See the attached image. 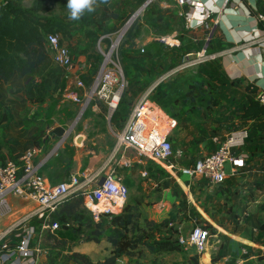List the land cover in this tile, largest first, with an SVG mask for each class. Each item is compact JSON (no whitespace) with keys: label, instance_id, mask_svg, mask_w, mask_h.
I'll use <instances>...</instances> for the list:
<instances>
[{"label":"crops","instance_id":"1","mask_svg":"<svg viewBox=\"0 0 264 264\" xmlns=\"http://www.w3.org/2000/svg\"><path fill=\"white\" fill-rule=\"evenodd\" d=\"M164 3L167 9L165 14L170 16V9L176 7L168 0ZM256 10L257 0H232L229 5L225 4V0H194L192 8L178 9L179 13L183 11L193 19V26L205 22V26L190 30L191 38L194 42H209L213 39L215 48L211 55L216 58L211 63L213 68H210L219 80L225 81L228 97L226 126L219 129L220 122L209 124L205 128L208 133L210 130H213V133L201 136L196 145L202 151L211 153L228 136L247 130L248 137L235 148V152L244 157V166L238 169L239 173H231V166H227V179L217 185H211L201 177L182 174L157 175L158 168L155 165L141 161L135 156L133 160L138 166L126 168L128 170L125 173L119 168V159L112 158L114 150L107 153L106 147H100L99 153L89 156L91 152L80 153L79 149L68 145L66 141L59 143L58 136H51V131L57 127L69 130L68 122L56 123V116L61 114L70 119L69 115L74 114L71 117L73 118L75 112L64 108L60 103L56 114L47 116L51 102L45 105L47 99L42 103L30 100L27 91L32 89L31 79L18 77L12 78L8 83L0 82V128L7 125L4 138L6 146H0V162L19 159L36 141H42V146L37 147L40 153L36 162L43 163L44 167L52 159L51 167L42 168L41 173L53 184L69 181L73 175L95 178L114 171L115 176L129 189L128 204L138 203L145 211L154 210L160 213L162 217L156 222L163 221L167 218L166 215L173 213L176 215L173 225L183 237L189 236L196 224L208 222L216 229L217 234L213 237L218 244H213L204 254L199 255V264H260L258 256L264 254V251L258 252L260 248L264 250V231L260 232V225H264V158L259 153L264 149V135L255 134L249 129L250 126L239 128V117L243 114L242 103L246 102V97L257 101L258 93L264 89V26L256 27L253 21ZM208 12L213 14L209 20H205ZM172 37L179 39L178 35ZM182 67L183 65L178 66L175 71L186 69ZM35 93L36 97L43 95L42 90H35ZM83 93L85 94V91ZM93 104L94 112L100 110V102ZM156 113L162 115L166 121V114L160 110ZM214 118L222 117L217 112ZM47 121L51 124H46ZM78 138L79 136L75 140ZM58 143V150L48 158ZM68 148L75 149L70 169L65 168L64 164L59 166L54 160L58 153H61L62 159H68ZM114 162L119 166L114 167ZM144 172L148 173L147 177H142ZM9 202L20 213L29 210L28 205L15 197H10ZM60 209H63V205ZM21 215L17 214L4 220L0 225V233ZM17 230L9 237L11 243L17 241ZM233 242L240 245L238 252ZM109 252H112V247ZM217 254L221 257L214 263L212 259Z\"/></svg>","mask_w":264,"mask_h":264},{"label":"trees","instance_id":"2","mask_svg":"<svg viewBox=\"0 0 264 264\" xmlns=\"http://www.w3.org/2000/svg\"><path fill=\"white\" fill-rule=\"evenodd\" d=\"M131 1L135 8H141L149 0ZM164 1L167 0H158L157 4L158 2ZM153 4H156V2L151 3L147 7L146 13L150 11ZM96 5H100L102 10L100 11ZM55 7L59 8V14L54 12ZM257 10L264 14V0H257ZM164 16L161 10L158 17H154L152 21L156 23L160 21L165 22V17L167 16ZM171 17L175 19L174 14H172ZM117 20H120L118 13L115 12L112 6L108 5L103 0H96V3L93 5V11L89 12L85 9L80 18L76 20L70 19V10L67 8V0H33V10L31 11L26 10L21 5V2L17 3L13 0L4 2V0H0V82L8 83L14 77L21 79L29 78L33 83L32 89L27 91L30 100L42 103L48 97H53V93L63 86L67 78V73L53 62L47 46V36L49 34L59 35L62 43L71 41L76 36H80L82 43L78 44L75 49H70L74 54L75 62L79 60L86 61L90 64L88 72L81 76L86 90H90L103 61V56L97 48V43L101 36L111 35L119 30L120 26L115 23ZM178 21L184 22L183 19H179ZM138 22L139 20L135 22L127 35L124 36L119 50L122 61L124 60V62L128 63L125 67V76L127 79L134 81L138 76L137 72L140 74L141 78H146L141 75V70L149 69L148 72L150 73L151 67L156 65L155 62H153V64H146L143 58L136 56L135 49L137 48ZM150 23L152 24V22ZM166 32L167 31L164 33ZM179 33L181 41L185 38H190V32L185 29L181 30ZM212 40H210L209 43L212 42ZM105 43L109 46L111 41L106 39ZM157 44L162 46L161 43ZM183 46L182 42V47ZM158 56L161 57V55ZM170 59L173 61L175 57H170ZM166 60L167 58L164 59V62ZM174 62V65L166 63L162 71L167 73L180 65L175 60ZM161 67V64L157 65L159 70H161ZM211 67L213 68L212 65ZM207 69L208 75H205L203 71H198L184 78L185 82H187V91L180 98H174L173 92L170 90H166L165 92L159 90L160 94L161 92L163 93L155 97L154 101L166 109L169 108V112L172 114L173 118L178 119L180 123L183 121H194L193 114L200 102L202 104H207L210 108L208 113L214 116L217 113L216 108L220 107L224 98H226V101L228 99L227 93L226 97L224 96L225 93H223V88L226 83L222 79L219 80L217 74L212 72L210 66H208ZM133 77L135 78L133 79ZM134 81L133 83H135ZM35 90H42L43 95L36 97ZM245 100L246 102L244 104L242 103L243 114L239 117V128L250 126L249 129L255 134L264 135V121H262L264 119V105H261L252 98L246 97ZM134 103V97L129 91L128 93L124 91L119 107L112 118V121L118 128H123L126 121H128ZM167 103L171 104V106L167 107L165 105ZM59 104V99H52L47 109V116L51 117L56 114ZM93 105L92 102L87 107L86 111L88 112L90 110V112H93ZM173 109L178 111V115L173 114ZM87 114L89 116V112ZM73 115L74 114L71 113L69 118ZM232 115L234 116L235 113ZM221 117H223L226 122V113H222ZM46 124H51V122L47 121ZM6 128L7 125L4 128H0V146L2 147L6 146L4 143ZM42 143V141H36L34 146L40 148ZM46 151L47 148L44 149V152ZM74 154L75 149L68 148V159H62L60 157L61 153H58V157L54 160H56V164L59 166L64 164L65 168L70 169L73 165ZM259 154L264 158V149ZM51 160H49L43 168L49 169L51 167ZM149 163H152L158 168L157 175L170 176L155 163ZM73 197L72 200L70 199L63 205V209H60L56 213L55 219L61 225L60 230H69L67 225L74 222L77 225H81L82 220L85 218V213L87 211L84 209L83 196L81 194H76ZM130 207H140V204H128L126 208H124L122 214L111 216L104 215L99 222L94 220L95 222L92 225V229H95V231L92 232V236H90L89 240H95L99 243L104 238H107L112 246L110 256L99 263H94L88 256L74 252L66 254L65 257L61 256L60 259H58V261H60L59 264H118L119 259L124 256H130L133 251L138 249L140 244H144L145 238L147 237V229H151L152 232L158 231L161 236L158 239L146 243L149 252L155 255V258L152 259L149 264H199L198 253L190 254L184 259L185 262L161 263L157 256L178 253L184 250L183 245L179 243V229L173 225L176 221V215L171 213L168 218L161 222L146 220V225H144L142 229V226L138 224L140 214L133 213ZM81 208L83 211L80 210ZM201 226L205 229H209L213 235L217 234L216 229L208 222L202 223ZM263 231L264 225H260V232ZM233 243L236 245L235 250L238 252L240 245L237 242ZM220 257L219 254L214 255L212 259L213 262H217ZM258 261L260 264H264V254L258 256ZM51 264L55 263L52 262ZM134 264L143 263L141 261H136Z\"/></svg>","mask_w":264,"mask_h":264},{"label":"built area","instance_id":"3","mask_svg":"<svg viewBox=\"0 0 264 264\" xmlns=\"http://www.w3.org/2000/svg\"><path fill=\"white\" fill-rule=\"evenodd\" d=\"M169 1L178 9L194 6V0ZM231 2L232 0H225L226 5ZM212 14L213 12H208L205 20H209ZM181 15L186 19L189 29L197 30L205 26V22L193 26V19L187 13L181 11ZM253 21L256 27L264 26V14L256 10ZM123 36L122 31L114 39L110 38V35L100 37L97 48L103 56V61L90 90H86L83 80L77 78L76 88L85 91L84 99L80 98L77 92L70 97L75 104L81 106V114L92 102H103L106 105L108 120H111L117 111L126 86L119 56ZM106 39L111 40L109 47L106 46ZM173 41L175 45H179V41ZM162 42L169 45L166 38H162ZM47 46L53 62L67 73V77L74 75L76 71L74 54L68 45L61 42L60 36L49 34ZM205 52H199L193 64L215 60V55L206 56ZM189 66L194 65L184 64L182 68ZM257 101L264 105V89L258 93ZM153 105L147 96L135 102L125 128L115 133L117 142L112 157L114 160L124 148L133 151L137 159L153 162L170 175L175 176L178 173L201 177L211 185H217L227 179L229 175L227 164L231 166V173H239L238 169L244 166V157L238 155L235 148L248 137L247 130L228 136L217 149L203 156L192 167L178 170L173 159L180 156L181 152L175 150L171 140V136L178 128V121L168 115L164 121L162 115L156 112L160 110L166 113L159 107L154 108ZM39 153L37 147L31 146L19 159L0 162V225L4 220L22 214L0 233V264H40L46 254L40 246L45 232L55 234L61 229L60 223L55 219L56 213L76 194L83 196L84 206L93 214L96 222H99L104 215L122 214L128 201L129 189L115 176L114 171L103 177L98 175L100 179L97 181V177L78 174L71 176L69 181L53 184L41 173L43 163L36 162ZM118 162L128 168L134 164L133 159L125 155ZM147 175V172L142 173V177ZM95 182H97L96 186L93 187ZM10 197L22 200L29 206V210L20 213L9 202ZM98 206L101 209L97 210ZM32 221L35 223L33 224ZM16 229H18L17 241L11 243L9 237ZM212 237L213 234L209 229L196 224L189 236L180 235L179 243L194 248L199 255H202L207 251Z\"/></svg>","mask_w":264,"mask_h":264},{"label":"rangeland","instance_id":"4","mask_svg":"<svg viewBox=\"0 0 264 264\" xmlns=\"http://www.w3.org/2000/svg\"><path fill=\"white\" fill-rule=\"evenodd\" d=\"M6 1L7 0H4V2ZM13 1L17 3L21 2V5L26 10H33V0ZM103 1H105V3H107L108 5L112 6L115 12L119 15L120 20H117L115 23L119 25L120 28L116 33L110 35V38L114 39L125 29L126 25L129 23V21L133 18V16L137 13L140 8H135L131 0ZM157 1L158 0H153L152 3L156 2L157 4ZM156 4H153L151 6L150 11L148 13H146L147 8L143 10L136 18L133 19L132 24L130 26L131 28L135 24V22L139 20V25L137 28L138 39L136 41L137 48L135 49L136 56L143 58L146 64H153V62H155L156 65L151 67L150 73L148 72L149 69L141 70V75L146 78H141L140 74L137 72L138 76L137 78L133 77V79L135 78L134 81L127 79V77L125 76V67L128 65V63L124 62V60L122 61L121 57L120 59L126 81L125 91L127 93L129 91V93L134 97V102L147 96V99L154 104V108L159 107V109L163 110L166 115L173 118L172 114L169 112V108L166 109L160 106L154 101V98L158 95H162L163 92H161L160 94L159 90H162L164 92L166 90H170L173 92L172 94L174 98H180L187 91V82H185L184 79L187 77V75L193 74L198 71H203L205 75H208L207 68L208 66H211V63L214 60H210L201 64L193 63L195 62L197 54L199 52L201 53L203 51H206L205 55L210 56L212 54L211 51L214 50L215 46L212 42L209 43L207 41L194 42L191 38L192 35L190 32V30L193 29H189L187 27L186 19L184 18V16L181 15V12L179 13L177 8H171L170 13H168V15L170 16L165 17V13L167 11V9H165V3L158 2V4ZM96 6L100 11L102 10V7L100 5ZM161 10L162 15H165V22H153V18L158 17ZM54 12L59 14V8L55 7ZM172 14L175 15V19L171 17ZM179 19H183L184 22L182 23L178 21ZM150 22H152V24ZM130 28L127 30L124 36L127 35ZM183 29L190 32L189 39L185 38L181 41L179 37H177L179 39L172 37L176 35L180 36L179 32ZM165 31H167L166 33H171L166 34L164 33ZM124 36L121 42L123 41ZM162 38H166L168 40L169 45L166 42H162ZM173 40L179 41V45H175ZM156 42L161 43L162 46L158 45ZM182 42L184 45L183 47ZM80 43H82V39L80 36H76L71 41L64 42V44L68 45L72 49H75L76 46ZM158 55H161V57H159ZM170 57H175L174 60L181 66L184 64H191L194 66H189L188 68L179 71H175L177 68L176 67L167 73L163 72L162 69L164 68V66H166V63H168L169 65H174L175 63L174 60L172 61L170 59ZM165 58H167V60L164 62ZM158 64L162 65V67L160 68L161 70L157 68ZM216 67L218 66L216 65ZM89 69V63H87L86 61L78 60L76 62L75 74L67 77L64 81L63 86L58 88L53 93V97H48L44 104L48 105L49 102H52V99L57 98L60 100L61 106H64V108L73 110L75 112V116L70 119H67L63 115L58 114L56 116V123L68 122V128L71 131L69 138L66 140L68 145H73L74 147L80 150V153L83 154L86 152H91L88 154L89 156H91L93 153H99L100 147H106L107 153H111L112 150H114V147L117 142L115 133L121 132L125 128L127 121L123 128H118L112 121L113 117L111 118V120L107 119V107L105 108L106 105L103 102V104L99 105L100 110L96 112H90L89 110V116L87 114V111L81 114V106L76 105L72 101L70 96L77 91V78L81 79V76L83 74H86ZM133 81L135 83H133ZM77 93L80 98L84 99L85 94L83 93V91L78 90ZM223 93H225L224 96L226 97V85L223 88ZM229 95L232 96L231 94ZM165 105L167 107L171 106V104L169 103ZM209 109L210 108L207 106V104H202L200 102L199 106L194 111L195 113L193 114L194 121H183L182 123H180V121L176 119L178 121V128L174 131L171 137L175 150L181 152L180 156H176L173 159V162L178 170L192 167L199 159L210 153H208L207 151H202L200 147L196 145V142L201 136H203L204 134L209 135V133L211 135L213 133V130H210V132L208 133L205 127L209 126V124H214L218 122H220L221 124L219 129H223L226 126L224 118H214V116H211V114L208 113ZM216 109L219 115H221L222 113H226V98H224L220 107ZM173 114L178 115V111L176 109H173ZM77 136L81 137L82 140L79 138L75 140ZM79 140H81V142H79ZM123 155H125L127 158L133 159L135 153L131 150H125L124 148H122L117 158L120 159ZM118 163L114 162L112 164L114 167H116L117 165L119 166ZM135 165L138 166V164H135L134 162L132 167ZM122 167H119L120 170L122 169L126 173L128 170L126 168L128 167ZM121 172L123 173V171ZM105 174L106 173L102 174L101 176H105ZM177 174L178 173H176V175ZM99 179L100 178H97L96 181ZM94 184L93 187L96 186V184ZM128 203L129 202L126 203L125 208ZM84 209H86L87 212L85 213V218L82 220L81 225H77L74 222L68 226L69 230L62 229L55 234L45 232L40 246L44 251H46V254L45 256H43L44 262L41 261L40 264H51L52 262H54L55 264H59L60 261H58V259H60L61 256L65 257L66 254H71L74 252L88 256L94 263H99L111 255L109 250L112 246L107 238H104L103 241L99 243H97L95 240H89L90 236H92V232L95 231V229H92V225L95 221L93 214L85 206ZM130 209L133 213L140 214L138 224L142 226V229L144 225H146V220L156 222V220H160V218L162 217L160 213L155 212L154 210L145 211V209H141L140 207H130ZM80 210L83 211L82 208ZM166 216L168 218V216L170 215L168 214ZM32 223L34 224L35 221H32ZM160 237L161 236L159 235L158 231L152 232L151 229H147V237L145 238L144 244H140L138 246V249L133 251L130 256H124L119 259L118 264H134L136 261H141L143 264H149L151 260L155 258V255L149 252L146 243H149ZM213 244H218L214 237L211 238L209 247H211ZM183 247L184 250H182V252L159 255L157 256V258L158 260H160L161 263L185 262L184 259L190 254L195 253V249L188 246ZM210 250L212 249L210 248ZM259 251L264 250L260 248L258 249V252ZM254 264H257V262H255Z\"/></svg>","mask_w":264,"mask_h":264},{"label":"clouds","instance_id":"5","mask_svg":"<svg viewBox=\"0 0 264 264\" xmlns=\"http://www.w3.org/2000/svg\"><path fill=\"white\" fill-rule=\"evenodd\" d=\"M96 0H67V8L70 10V19H79L85 9L93 11Z\"/></svg>","mask_w":264,"mask_h":264},{"label":"water","instance_id":"6","mask_svg":"<svg viewBox=\"0 0 264 264\" xmlns=\"http://www.w3.org/2000/svg\"><path fill=\"white\" fill-rule=\"evenodd\" d=\"M153 0H149L145 5H143L138 11L137 13L133 16V18H136L143 10H145L151 3ZM132 18V19H133ZM131 19V20H132ZM130 20V21H131ZM129 21V22H130ZM127 26V25H126ZM127 32V31H126ZM70 130H66L64 127H57L55 129H53L51 131V136L56 135L60 138V142L59 143H64L70 136ZM79 139H81V137H79ZM82 140V139H81ZM81 140H79V142H81ZM59 143L58 146L48 155V158H50L52 155H54L55 151L58 150L59 148Z\"/></svg>","mask_w":264,"mask_h":264},{"label":"bare ground","instance_id":"7","mask_svg":"<svg viewBox=\"0 0 264 264\" xmlns=\"http://www.w3.org/2000/svg\"><path fill=\"white\" fill-rule=\"evenodd\" d=\"M134 19V18H133ZM133 19L127 24V26L125 27V29L123 30V35L126 33V31L130 28L131 24H132V21ZM96 209H101L100 206L96 207Z\"/></svg>","mask_w":264,"mask_h":264}]
</instances>
